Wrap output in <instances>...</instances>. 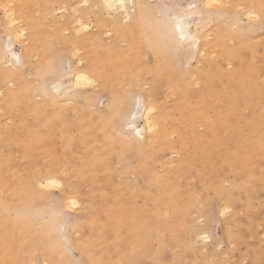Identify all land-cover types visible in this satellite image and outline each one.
<instances>
[{"label": "rangeland", "instance_id": "rangeland-1", "mask_svg": "<svg viewBox=\"0 0 264 264\" xmlns=\"http://www.w3.org/2000/svg\"><path fill=\"white\" fill-rule=\"evenodd\" d=\"M21 1L25 13L18 19L25 35L11 44L4 6L17 1L0 0V60L6 71L30 85L37 82L5 50L8 43L23 55L34 32L44 33L61 53L54 57L56 74L44 83L51 100L32 95L19 118L0 108V136L9 135L0 145V159H10L6 182L18 174L21 189L36 201L29 208L2 205L0 264H44L42 253L53 258L46 264H264V14L248 17L250 7L240 0H141L161 38L168 39L164 24L175 20L161 15L167 5L175 17L192 15L185 18L199 41L195 48L173 42L170 54L181 78L154 96L155 113L162 117L153 139L137 151L125 121L121 132L105 118L110 93L101 87L116 82L125 93L124 120L139 112L138 96L156 88L151 72L158 64L150 53L137 52L141 43L134 40L131 21H118L102 0H51L45 11L38 10L42 0ZM76 16L88 24L78 36L71 24ZM80 38L82 49L72 55L69 42ZM203 42L210 45L200 54ZM240 45L247 46L239 48L241 55ZM224 46L230 56L219 53ZM85 52L100 60L99 80L60 94L74 59ZM37 60L33 56L29 64ZM58 81L59 88L53 84ZM4 82L0 102L16 84ZM213 82L214 89L204 93ZM181 87L190 93L184 107ZM132 120L143 128L140 114ZM209 127L222 130L204 146ZM139 133L135 138L145 135ZM43 174L55 175L58 185L38 187L33 179ZM3 190L0 200L9 197ZM64 196L76 203L68 205Z\"/></svg>", "mask_w": 264, "mask_h": 264}, {"label": "bare ground", "instance_id": "bare-ground-1", "mask_svg": "<svg viewBox=\"0 0 264 264\" xmlns=\"http://www.w3.org/2000/svg\"><path fill=\"white\" fill-rule=\"evenodd\" d=\"M10 1V0H9ZM17 3L13 7L9 8V12H11L14 16V21L13 19L7 17L6 13L5 14V29L7 31L6 37L8 36V39H10L8 42L11 43L12 40L18 39L19 33L24 32L25 28L23 24H21V21L18 19V17H23V14L25 13L24 8L25 5L21 0H16ZM243 3H246L250 8L246 11V15L249 17V15L252 17L256 16L257 14H264V7L261 6L260 0H240ZM12 2V1H11ZM51 0H42L40 1V5L38 7V10L40 11H45L48 6L50 5ZM84 2H88L87 0ZM102 5L104 8H106L109 11H113L115 14V18L120 21L124 22L126 20H130L131 23V31L134 34V40H138L141 43L140 50L137 52H148L152 55L154 58V62L158 64V68L154 69L151 74L156 80V88L154 91H148L146 92V95L143 97L142 95H139L138 98L140 100L139 103L140 107L137 106V109H139V112L137 114H140V118L143 121V128H137L139 131H144L145 135L142 136L141 139H137L134 136V133L136 135V126L134 125V120L133 117L137 114H133L137 110H133L131 112V115L133 116L131 119L128 118L127 120L125 119V108H126V98H125V93L122 92L119 89V86L116 82L113 83H106L105 86L102 83L101 87L106 89L110 93V98L107 102V109L109 110L105 114V118H108L110 120H113L115 125L118 128V131H121V123L125 121L124 132L130 135L132 139L135 140V145H133L134 150H141L145 148L146 143H149L154 136V130L159 126L160 119L162 115L160 116V113L157 112L155 113L156 108L158 107L154 96L156 93L167 83H177L179 79L181 78L180 72L176 71V66L173 63L170 51L173 46V42L177 46H194L197 41H199L198 36L194 33L191 32L188 26V18L190 16V13L187 15L188 18L186 19L183 15L182 16H174L175 20L173 23L170 21H167L164 26L166 28V33L168 39H163L160 37V33L156 31L154 28V25L152 23H148L147 19L150 17L148 15V8L146 9L143 7L141 0H102ZM203 2L206 4H219V0H203ZM202 2V3H203ZM132 3L133 5V13L130 12L129 5ZM106 4H111L112 7H106ZM131 5V7H132ZM189 6V5H188ZM187 6V7H188ZM243 7V6H242ZM241 7V10H242ZM254 9H251V8ZM190 12V11H189ZM192 13V12H191ZM193 14V13H192ZM192 16V15H191ZM190 16V17H191ZM20 18V19H21ZM19 20V23L17 21ZM172 20V18H171ZM180 21V28L181 31L185 37V39L181 40L180 35L181 32H178L176 30V24L177 21ZM35 23L36 21H32ZM72 28L76 32V36H78V31L80 30H86L88 28V24H86L80 17L76 16L74 19L71 21ZM32 26V25H31ZM206 26V25H205ZM27 31V30H26ZM207 31V30H206ZM209 32V29L207 33ZM206 33V36H207ZM211 33V31H210ZM30 32H28V35ZM209 35V33H208ZM211 35V34H210ZM209 35V37H210ZM32 39H30V47L25 46L23 48V55H19L17 52L14 50L10 49V46H8V43L6 44L5 50L11 55V57L16 60H19L18 62H21V65L24 67H27V70L31 71L35 77V81H37L34 85H30L29 83L25 82L19 74H11L9 71H6V68H4L3 63L0 60V84H4L6 82H11L12 84H15L14 81H16L15 84V89L10 90L6 89V95L5 99L3 102H0V108H2L3 111H5L6 115L11 118H19L20 115L23 113L27 112L28 108V100L32 95H39V96H45L51 100V93L52 91L45 86V81L50 79L51 76L56 72L52 73V70L54 68V57L61 53L57 52V50H54L50 44L47 43V38L44 33L38 34L37 32H34L32 35ZM203 36V37H206ZM202 37V38H203ZM208 37V38H209ZM207 38V39H208ZM7 39V40H8ZM69 40V39H67ZM82 41L83 39L80 38L77 41H70L69 43L73 46L71 48L72 55H77L79 50L82 49ZM208 41V40H207ZM6 43V41H5ZM12 44V43H11ZM206 44L210 45L208 42H203L201 48L198 50L200 51V54L204 51L203 46ZM198 45V44H197ZM77 47V48H74ZM5 48V45H4ZM195 48V46H194ZM197 48V46H196ZM245 48L247 49V46L245 45H240L238 49ZM240 49L238 50V54L241 55ZM4 51V50H3ZM3 51H0V56L2 55ZM192 51V50H191ZM63 52V51H62ZM207 52V51H205ZM204 52V53H205ZM231 51H228L225 49V46L220 50V54L223 56H228ZM190 53V51H189ZM7 56V53H6ZM33 56H37L38 60L36 64H29V59ZM204 56V55H203ZM201 56V58L203 57ZM230 56V55H229ZM204 58V57H203ZM14 59V60H15ZM99 59L95 58L93 53L85 52L82 55H78L75 59L72 65H68L69 68V74L71 75V78L69 81L66 83V86L63 87L61 82H54L53 84H56L57 87L59 88L60 85H62L59 90L60 94H64L66 89L71 88L74 90H77L81 88L82 85L87 84L84 81H79L77 80L78 76L81 75H87L88 79L93 81H98L99 80V65L98 61ZM9 61V60H7ZM100 61V60H99ZM198 65V61H196ZM11 63V61H10ZM214 66H211L213 68ZM147 71H144L143 74H145ZM27 73V72H26ZM25 73V74H26ZM201 75V72H199V76ZM54 76V75H53ZM206 79L211 81L210 75H207L205 77ZM59 85V86H58ZM217 84L213 82V85H211L213 88H204L203 91L204 93H208L210 90L214 89V87ZM205 86V85H204ZM8 88V87H5ZM203 88V85H202ZM178 96L180 98L179 100V105L181 107L186 106V102L190 100V93H188L187 89H184L181 87V89L177 90ZM136 104V105H137ZM17 107L20 111L15 112L13 111V108ZM135 109V108H134ZM130 115V116H131ZM129 117V116H128ZM127 121V122H126ZM132 124L131 128L130 126H126ZM222 128L215 129V127H209V136H203L202 137V142L204 143V146H208L210 144L209 139L220 132ZM261 129H259L260 131ZM258 131V133H259ZM1 132V130H0ZM257 133V135H258ZM140 136L142 135L139 133ZM2 136V137H1ZM0 136V145L5 141V138L8 137L6 134L3 133V135ZM137 136V135H136ZM139 136V137H140ZM19 148L22 153L26 150V145L24 142L19 143ZM10 159L7 157H2L0 159V186L3 191H5V196L8 195L9 197H6L4 200H0V220H5L4 218V211L2 210V205L4 204H12V205H17L18 207L23 206V208H29L30 206H34L36 204V201L32 198V195H29V192H25L23 189H21L20 185V176L18 174L13 175V182L12 184L6 182L7 178L9 176V163ZM55 175H50V174H43V175H38L36 176L33 181L34 183L38 186L41 187V185H44V187L48 186H54L58 185V183L55 181V184H51L50 181L55 179ZM12 192V193H10ZM65 199L68 201L69 204H74L76 201L74 199H71V196H64ZM70 199V200H69ZM224 209V208H223ZM223 211V210H222ZM48 233L50 237H53L52 235V225L49 224L47 225ZM202 235V234H201ZM204 237V234L202 235ZM206 237V236H205ZM41 257H43V263L46 264L50 259L53 260V258L50 257L49 254L42 253ZM42 263V262H41Z\"/></svg>", "mask_w": 264, "mask_h": 264}, {"label": "snow or ice", "instance_id": "snow-or-ice-1", "mask_svg": "<svg viewBox=\"0 0 264 264\" xmlns=\"http://www.w3.org/2000/svg\"><path fill=\"white\" fill-rule=\"evenodd\" d=\"M10 7H12V6H11V5H6V6H4V12L6 13L7 17L13 19V21H14V16H13V14H12L11 12H9V8H10ZM106 7L111 8L112 5H111V4H106ZM190 7H195V5H191ZM161 15H162V16H166V17H167V16H171L173 19H175V17L173 16V9L170 8V7L167 6V5H165V6L163 7V10H162V12H161ZM176 30H177L178 32H181L180 39H181V40L185 39V37H184V35H183L182 31H181V28H180V21H179V20L177 21V24H176ZM24 35H25L24 32H20V33H19V36H18V39H19L20 37H23ZM77 80H78V82H79V81H84V82H86L87 84H92V81L88 79L87 75H81V76H78V77H77ZM133 118H134V117H133ZM129 126L131 127L132 125L129 124ZM137 135H139V130H137ZM50 183L54 185V184H55V180H51ZM41 187H44V185H41ZM72 203L74 204V202H72ZM205 239H206V237H205Z\"/></svg>", "mask_w": 264, "mask_h": 264}]
</instances>
